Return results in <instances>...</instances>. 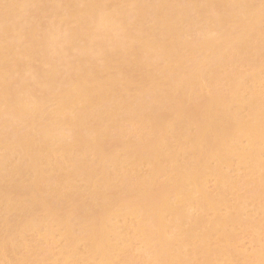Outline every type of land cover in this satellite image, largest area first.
Listing matches in <instances>:
<instances>
[{"label":"bare ground","instance_id":"obj_1","mask_svg":"<svg viewBox=\"0 0 264 264\" xmlns=\"http://www.w3.org/2000/svg\"><path fill=\"white\" fill-rule=\"evenodd\" d=\"M262 190L261 0H0V264H264Z\"/></svg>","mask_w":264,"mask_h":264},{"label":"snow or ice","instance_id":"obj_2","mask_svg":"<svg viewBox=\"0 0 264 264\" xmlns=\"http://www.w3.org/2000/svg\"><path fill=\"white\" fill-rule=\"evenodd\" d=\"M261 4L262 6H264V0H261ZM262 201H264V190H262Z\"/></svg>","mask_w":264,"mask_h":264},{"label":"rangeland","instance_id":"obj_3","mask_svg":"<svg viewBox=\"0 0 264 264\" xmlns=\"http://www.w3.org/2000/svg\"><path fill=\"white\" fill-rule=\"evenodd\" d=\"M246 241V243L248 242V240H245Z\"/></svg>","mask_w":264,"mask_h":264}]
</instances>
